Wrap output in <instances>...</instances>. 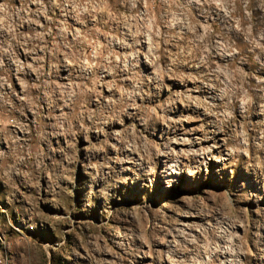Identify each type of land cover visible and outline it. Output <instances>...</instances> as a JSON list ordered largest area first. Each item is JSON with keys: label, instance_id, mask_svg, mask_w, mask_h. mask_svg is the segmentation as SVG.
Here are the masks:
<instances>
[{"label": "rangeland", "instance_id": "1", "mask_svg": "<svg viewBox=\"0 0 264 264\" xmlns=\"http://www.w3.org/2000/svg\"><path fill=\"white\" fill-rule=\"evenodd\" d=\"M0 264H264V0H0Z\"/></svg>", "mask_w": 264, "mask_h": 264}]
</instances>
